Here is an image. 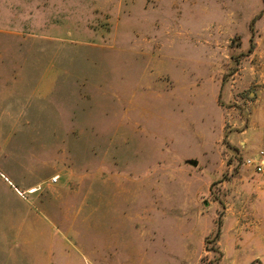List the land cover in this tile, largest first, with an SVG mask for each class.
<instances>
[{
	"label": "rangeland",
	"instance_id": "obj_1",
	"mask_svg": "<svg viewBox=\"0 0 264 264\" xmlns=\"http://www.w3.org/2000/svg\"><path fill=\"white\" fill-rule=\"evenodd\" d=\"M260 152L264 0H0V264H264Z\"/></svg>",
	"mask_w": 264,
	"mask_h": 264
},
{
	"label": "built area",
	"instance_id": "obj_2",
	"mask_svg": "<svg viewBox=\"0 0 264 264\" xmlns=\"http://www.w3.org/2000/svg\"><path fill=\"white\" fill-rule=\"evenodd\" d=\"M244 166L251 168L255 174L264 176V152H260L253 158L246 159ZM55 181L57 180L55 179Z\"/></svg>",
	"mask_w": 264,
	"mask_h": 264
}]
</instances>
